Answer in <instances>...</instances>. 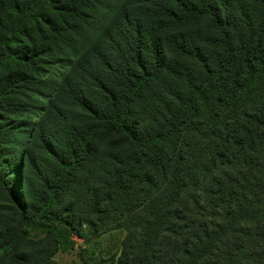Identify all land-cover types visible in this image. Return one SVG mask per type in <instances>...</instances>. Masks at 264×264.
<instances>
[{
    "label": "trees",
    "instance_id": "1",
    "mask_svg": "<svg viewBox=\"0 0 264 264\" xmlns=\"http://www.w3.org/2000/svg\"><path fill=\"white\" fill-rule=\"evenodd\" d=\"M0 202V264H264V0H0Z\"/></svg>",
    "mask_w": 264,
    "mask_h": 264
},
{
    "label": "rangeland",
    "instance_id": "2",
    "mask_svg": "<svg viewBox=\"0 0 264 264\" xmlns=\"http://www.w3.org/2000/svg\"><path fill=\"white\" fill-rule=\"evenodd\" d=\"M62 68H56L57 75ZM56 76L49 75L48 82H53ZM21 169H19V172ZM18 173V172H17ZM18 182L20 190H16L23 198H27L30 194L26 193L25 186H22L19 175L15 177ZM1 203V202H0ZM86 240L74 236V248H60L59 252L54 257V264H83V260L88 261L89 264H116L121 251L122 242L125 233L121 230H112L104 234L91 235L90 230H84ZM39 235H43L40 233ZM62 246V245H61Z\"/></svg>",
    "mask_w": 264,
    "mask_h": 264
}]
</instances>
